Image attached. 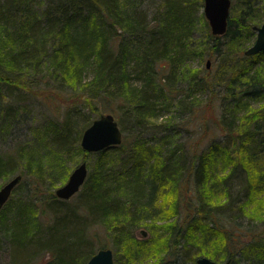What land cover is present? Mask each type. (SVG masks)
<instances>
[{
	"label": "trees",
	"instance_id": "16d2710c",
	"mask_svg": "<svg viewBox=\"0 0 264 264\" xmlns=\"http://www.w3.org/2000/svg\"><path fill=\"white\" fill-rule=\"evenodd\" d=\"M35 2L0 0V84L30 90L50 86L52 81L56 94L65 91V118L60 126L50 128L57 154L68 151L83 132L73 136L70 122L72 113L82 107L80 101L91 110L98 105L101 111L116 114L121 130L127 125L139 129L157 120L160 107L168 106L171 94L191 116L200 104L190 96L199 90H208L207 104L219 108L215 127L242 139H252L249 130H253L260 134L258 144L264 143V111L256 112L251 104L264 99V70L252 71L244 63L218 65L211 75L206 65L194 69L188 64L191 57L202 61L210 56V50L216 47L217 51L220 39L224 45L236 40L238 47L244 46L240 30L248 28L243 23L249 16L244 10L246 2L238 4L244 7L235 20L229 15L225 33H209L211 42L198 45L189 42L195 0H163L164 12L150 21L122 0H45L42 9H36ZM233 7L231 3L230 10ZM199 46L201 50L196 48ZM132 70L137 84L130 78ZM88 124L86 121L82 128ZM163 144L122 137L119 145L92 152L95 164L72 196L77 200L73 205L55 195V169L29 154V162L36 165L32 170L27 164L32 178L18 173L22 178L12 192L24 194L16 200L11 195L0 211V228L15 263L28 264L46 250L50 257L42 264H85L94 252L106 247L96 231H88V226L98 224L122 264H138L149 256L146 242L151 237L132 242L133 229L141 226L156 241L155 256L161 250L188 251L189 245H195L199 249L193 262L206 256L220 262L230 260L229 264H264V202L255 201L264 194V170L258 157L234 159L221 179L226 201L211 204L203 198L207 188L212 193L217 189V181L211 180V152L194 153L187 160L181 150L165 149ZM17 151L15 156L0 154V178L11 173ZM62 165L60 172L65 170ZM239 166L254 168L250 173L245 170L244 175ZM187 193L189 201L196 199L197 208L180 221L178 207L182 212L190 210ZM165 194L168 200L159 205V197ZM235 208L246 222L231 214ZM8 209L14 210L11 220L3 218ZM46 212L52 219L41 235L37 213ZM157 220L165 222L157 224ZM95 241L99 246L96 251ZM120 251L123 255L117 256Z\"/></svg>",
	"mask_w": 264,
	"mask_h": 264
},
{
	"label": "rangeland",
	"instance_id": "374dc122",
	"mask_svg": "<svg viewBox=\"0 0 264 264\" xmlns=\"http://www.w3.org/2000/svg\"><path fill=\"white\" fill-rule=\"evenodd\" d=\"M122 1L127 2V4L134 7L136 12L141 13L145 17L146 21L152 20L155 14L159 15L165 10L163 8V0ZM242 1L247 3V7L244 10H248L249 14L248 20L246 18L243 22L244 27L248 28L243 31L240 30L245 38L244 46L238 47L236 40L234 42H227V45H224V40L220 39L217 43V51L223 52L221 54L223 56L220 57V55L215 54L217 52L215 47V51L210 50V56H206L202 61L191 57L188 60V64L192 68H204L207 59H209L210 63L207 70L211 75L217 72L218 65L225 66L229 64L244 63L246 65L248 64L252 71H255L256 68L264 70V51L249 56L244 54V50L253 43L255 38L256 32L252 26L260 25L264 22H261L264 20V0H231L234 7L230 10V18H233V20L238 16V11L244 7L243 3L240 7L238 6ZM35 3L36 4L34 5H36V9H42L45 6V0H36ZM194 4L195 10L192 14V22L194 26L191 29L192 35L189 38V42L197 45L202 42L203 44H205V42L210 43L211 40L208 38V34H211V31L208 21L203 14V0H195ZM254 19L256 22H254ZM118 33H121V30H118ZM196 48H200L201 50L202 47L199 46ZM226 52H228L229 55H227ZM130 78L135 81L136 84L138 83L133 70L130 71ZM63 87L69 89V85L67 84H64ZM56 91L57 89L52 85V81H50V86L40 85V87H32L30 90H26L22 86L18 88L13 86L9 87L4 83L0 84V154L15 156L16 151L19 149L17 154L19 156L21 155L20 158L19 156L17 159L14 158L15 161L11 158L13 160L10 169L11 173L6 179L0 178V186L10 177L20 172L25 173L28 179L32 178V172H30V169H35L36 165L29 162V154L30 156L33 155L37 162L41 161L44 166L48 168H51L52 166L55 169V188L62 185L67 180L68 176L64 179L65 181L59 180V178H62L61 176L64 174L69 175L72 169L83 160L86 161L88 173L92 170L95 164L96 155L94 153H87L81 148V135L77 141L72 143V146L69 147L70 149L68 151L64 150L60 155L57 154V146L50 138V134H52L50 128L61 125L65 118V110H67L68 103L63 98L65 91H61L59 95L55 93ZM171 96L173 97L171 98ZM190 97L196 99V102L200 104L199 107H195L191 116L185 114V111L188 110L180 109L177 96L171 94L167 99L168 106L160 107L157 120L151 125L149 124L148 126L139 129H134L130 125H127L125 129H122V135L127 140L134 141V139H139L150 145H156V143L163 142L165 149L177 148L184 153L187 160H189L194 153L200 154L202 152H211L210 161L213 167L211 168L212 171L210 170V173H212L211 180L215 179L217 181V189L213 188L214 191L212 193L209 188H207L205 190L207 194H204L206 196H203V198L208 200L211 204L220 202L224 203L227 197L225 198V194L221 190V186L224 184L221 179L223 180L224 176L229 173L230 168L232 167V161L236 158L239 159V157L244 158L245 156H253L254 154L256 155L255 157H258V161L261 163L260 168L264 170V149H262L264 143L262 145L258 144L260 134H256L253 130H249V134H253L252 139H242L240 138L241 136L236 138L229 137L218 127H215L213 121L216 122L218 119L219 108H217L215 103L207 104L208 98L210 97L208 90H199L195 93L193 91ZM251 104L256 112L258 111L261 113L264 111V99L255 100L251 102ZM78 105L82 107H78V109L72 113L73 115L70 116L73 136L77 134V131L84 130L91 121L99 117L100 114L110 113L101 111L98 105L94 110H91L89 105H87L88 108L85 107L81 101ZM114 115L116 120L119 121L117 115ZM186 117L187 119H183ZM86 121L89 124L85 128L83 127V129L82 125ZM119 126L121 128V125ZM78 148H81L82 151H79ZM84 152L86 153V156L84 155ZM61 163L63 164L62 168L65 170L60 172L59 164ZM27 164L30 166L28 171H26V168H28ZM247 168H245V170L250 173L254 166ZM239 169L245 175L244 168L239 166ZM57 176L59 177L57 178ZM234 176L236 175L233 174L232 177ZM55 188L52 189L54 190ZM23 194L22 191L15 190L11 198L16 200L19 198V195ZM167 194L159 197L161 199L159 205L168 200ZM71 197L70 199L68 198L67 202L73 205L77 200L75 196ZM180 197V202L182 204V196ZM186 198L190 210L189 213L188 211L182 212L180 207H178L177 214L180 215V221L183 216H191V213L193 212L190 211H195L193 209L197 208L196 199L189 201L188 193L186 194ZM255 199L256 203H263L264 194ZM83 211L84 210H80L81 214H85ZM13 212V209H8V211L4 213L3 218L11 220ZM231 214L239 221L246 222L247 220L246 218L239 216V212L236 208ZM51 217L52 214L49 212L42 214L37 213V219L40 224L39 229L37 230L38 233L41 235L45 234L46 229L44 226L51 222ZM163 222L165 221L157 220V224ZM141 229L146 231L145 236L141 234ZM88 231H96L101 244L103 243L106 247L112 249L113 264H122V262L117 261L115 257V249L111 244V240L104 236L105 232L103 227L98 224H92L88 226ZM4 233V229L2 231V228H0V264H16L11 257L9 242H7ZM133 236L134 240L132 242L151 237L150 240L146 242V248L150 249V252L148 253L149 256L146 255L147 257L145 256L146 258H144L141 263L137 262L138 264H196V262H193L192 258L198 253L199 248L195 245H189L188 251L183 248L178 249L176 252L173 248L166 252L165 250L160 249L161 251H159L160 253L156 255V257V251L154 249L156 241L145 226L134 228ZM93 246L96 251L99 247L98 242L95 241ZM122 255L123 253L120 251L117 256ZM14 256L16 257V254ZM49 257L50 254L48 251L43 250L38 256H35L34 258L32 257L28 264H42V262ZM220 261L222 260H218L217 262Z\"/></svg>",
	"mask_w": 264,
	"mask_h": 264
},
{
	"label": "water",
	"instance_id": "95a60500",
	"mask_svg": "<svg viewBox=\"0 0 264 264\" xmlns=\"http://www.w3.org/2000/svg\"><path fill=\"white\" fill-rule=\"evenodd\" d=\"M231 0H203V14L208 21L213 35H222L227 29ZM256 31L253 43L244 51L245 55H253L264 50V23L253 26ZM210 60L206 61L208 67ZM264 128V120L262 122ZM122 130L112 113L100 114L83 130L80 137V146L86 152H97L109 146L119 145L122 141ZM88 173L86 161L75 166L67 180L57 188L54 193L58 198L68 199L73 196L84 183ZM21 174L10 177L0 186V210L11 197L15 186L21 181ZM143 236L144 229L140 230ZM230 260L217 262L206 256L196 258V264H229ZM85 264H113V251L111 248H99Z\"/></svg>",
	"mask_w": 264,
	"mask_h": 264
}]
</instances>
